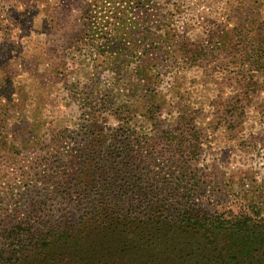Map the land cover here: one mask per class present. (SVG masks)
Here are the masks:
<instances>
[{
    "label": "rangeland",
    "instance_id": "374dc122",
    "mask_svg": "<svg viewBox=\"0 0 264 264\" xmlns=\"http://www.w3.org/2000/svg\"><path fill=\"white\" fill-rule=\"evenodd\" d=\"M126 1L0 0V226L96 220L123 187L119 211L145 224L135 185L264 216V0H157L149 26L174 31L152 46L113 19ZM134 225L77 264H215Z\"/></svg>",
    "mask_w": 264,
    "mask_h": 264
},
{
    "label": "trees",
    "instance_id": "16d2710c",
    "mask_svg": "<svg viewBox=\"0 0 264 264\" xmlns=\"http://www.w3.org/2000/svg\"><path fill=\"white\" fill-rule=\"evenodd\" d=\"M134 2H136L134 11L132 5L126 1L122 14L113 18L117 19L115 22L119 25L125 26L127 34L132 31V28L128 30L129 22L138 24L141 26L139 32L142 33V40H147L146 44L152 46L161 40L156 38L157 36L164 38L173 33L174 28L172 25L168 26L169 24L162 30L152 29L149 26L157 21L151 18L148 12V9H157L156 5L159 3L157 0H153L150 7L146 6L147 0ZM116 45H119L117 41ZM143 65H147L146 61ZM98 187L101 188L100 190L103 188L107 190V186ZM135 187L138 196L131 188L132 197L129 203L134 201L145 206L148 211L147 223L143 224L142 221L134 223L128 220L127 216H123L121 212L125 209L129 210L125 206L121 207L119 203L121 202L119 194L124 195L129 191V189L124 191L126 189L123 187L121 191L118 189L117 195L112 193L103 197L105 205L98 211L96 220L87 218L84 213L75 223L67 227L51 226L45 228V231L38 229L35 232L31 229H26V232L20 226L11 228L0 226V264H77L82 257L93 258L101 247H111L116 239L119 241L116 246L119 247L118 243L121 244L124 239L120 234L133 224L140 233L147 226L149 231L153 230L155 233L166 231L165 233L189 235L202 253L215 264L232 262L264 264V216H257L255 213L256 216L252 217L243 211L201 212L188 195H182L184 200L176 206L172 203V198H158V195L148 188H140L138 185ZM140 192L146 193V196L141 198ZM19 224L28 226L27 222ZM120 229L124 230L120 231ZM105 230L109 235L104 234ZM113 233L115 234L112 235ZM84 260L87 261L86 258ZM91 263L89 260L88 264Z\"/></svg>",
    "mask_w": 264,
    "mask_h": 264
}]
</instances>
